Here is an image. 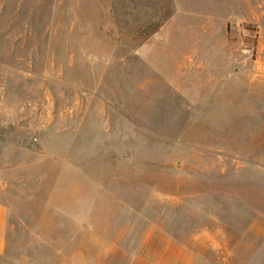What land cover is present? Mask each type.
<instances>
[{
	"label": "rangeland",
	"instance_id": "1",
	"mask_svg": "<svg viewBox=\"0 0 264 264\" xmlns=\"http://www.w3.org/2000/svg\"><path fill=\"white\" fill-rule=\"evenodd\" d=\"M0 200V264H264V0H0Z\"/></svg>",
	"mask_w": 264,
	"mask_h": 264
},
{
	"label": "crops",
	"instance_id": "2",
	"mask_svg": "<svg viewBox=\"0 0 264 264\" xmlns=\"http://www.w3.org/2000/svg\"><path fill=\"white\" fill-rule=\"evenodd\" d=\"M59 207L61 208V206ZM59 214H61V212ZM10 219V208L5 202L0 200V255L6 253L9 246V234L12 230V223Z\"/></svg>",
	"mask_w": 264,
	"mask_h": 264
}]
</instances>
